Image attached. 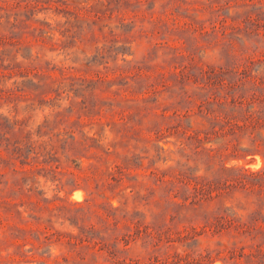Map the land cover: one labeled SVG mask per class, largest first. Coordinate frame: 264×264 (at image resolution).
<instances>
[{"label": "rangeland", "instance_id": "374dc122", "mask_svg": "<svg viewBox=\"0 0 264 264\" xmlns=\"http://www.w3.org/2000/svg\"><path fill=\"white\" fill-rule=\"evenodd\" d=\"M0 264H264V0H0Z\"/></svg>", "mask_w": 264, "mask_h": 264}]
</instances>
